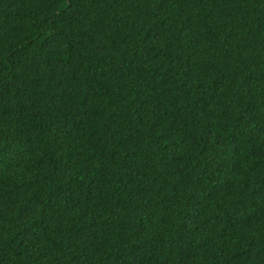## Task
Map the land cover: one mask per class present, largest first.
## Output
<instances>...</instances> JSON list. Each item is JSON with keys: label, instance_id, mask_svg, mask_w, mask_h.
Segmentation results:
<instances>
[{"label": "trees", "instance_id": "trees-1", "mask_svg": "<svg viewBox=\"0 0 264 264\" xmlns=\"http://www.w3.org/2000/svg\"><path fill=\"white\" fill-rule=\"evenodd\" d=\"M0 264H264V0H0Z\"/></svg>", "mask_w": 264, "mask_h": 264}]
</instances>
